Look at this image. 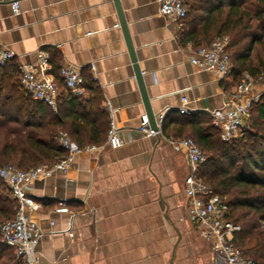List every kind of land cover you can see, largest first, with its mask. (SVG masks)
Returning a JSON list of instances; mask_svg holds the SVG:
<instances>
[{"label":"crops","instance_id":"crops-1","mask_svg":"<svg viewBox=\"0 0 264 264\" xmlns=\"http://www.w3.org/2000/svg\"><path fill=\"white\" fill-rule=\"evenodd\" d=\"M120 3L156 120L176 115L166 127L171 138L140 131L146 109L114 0H0V50L16 55L8 64H36L46 52L45 73L55 79L61 67L79 71L94 82L123 141L119 149L109 147L107 136L85 145L96 149L83 150L66 174L34 183L30 194L40 208L33 220L42 231L36 250L42 264H214L190 220L187 156L168 140L189 138L177 132L183 97L186 115L212 121L210 112L230 97L234 79L219 81L191 64L193 44L160 15L157 0ZM60 84L59 97L68 92Z\"/></svg>","mask_w":264,"mask_h":264},{"label":"trees","instance_id":"trees-1","mask_svg":"<svg viewBox=\"0 0 264 264\" xmlns=\"http://www.w3.org/2000/svg\"><path fill=\"white\" fill-rule=\"evenodd\" d=\"M185 5L188 14L182 22L183 43L197 48L218 36H228L234 86L246 73L264 76V0H185ZM58 72L56 81L62 84ZM85 88L88 99L63 93L54 113L26 93L17 66L1 68L0 168L13 165L28 171L55 163L65 155L57 141L60 132L67 133L81 148L104 141L110 125L101 94L92 80ZM175 118L169 114L163 120L162 132L168 138L171 135L166 127ZM177 124L180 137L194 139L208 158L199 175L227 202L229 219L241 227L236 245L245 257L264 264V96L252 107L249 130L229 143L221 140L206 116L182 115ZM16 207L0 179V223L14 219ZM0 264H23L1 239Z\"/></svg>","mask_w":264,"mask_h":264},{"label":"built area","instance_id":"built-area-1","mask_svg":"<svg viewBox=\"0 0 264 264\" xmlns=\"http://www.w3.org/2000/svg\"><path fill=\"white\" fill-rule=\"evenodd\" d=\"M157 1L160 15L180 31L182 22L188 14L185 0ZM11 8L13 15H19L18 1H14ZM229 45L228 36H218L207 46L192 47L190 62L198 70L215 75L219 81H233L232 54L229 51ZM15 58L16 55L12 51L0 50V69ZM50 59L48 53L40 52L36 64L19 66V81L34 101L56 110L60 88L56 79L45 73ZM59 78L72 95L76 97L84 95L85 80L79 71L71 67H61ZM258 86L260 89L257 91ZM263 96L264 76L254 77L246 73L240 83L234 86L230 97L223 102L222 107L210 112L212 125L218 130L222 141L229 143L241 138L249 130L252 107ZM182 101L183 105L179 113L186 115L188 100L183 97ZM164 118V114L159 115L158 130L155 131L149 127L148 119L144 117L140 127L141 133L147 138L162 137ZM57 141L65 155L53 164L40 165L28 171L13 165L0 168V179L7 185L10 198L17 206L14 219L0 223V239L2 243L14 250L16 257L23 264H42V257L36 250L42 231L33 220V214L39 210L40 205L30 194L34 183L54 174H66L83 150L96 149V147L81 148L65 132L58 134ZM107 141L111 149H119L123 146L113 121L109 126ZM168 141L174 149L183 151L187 156L190 173L185 180V194L189 201V216L199 236L209 244L214 264H256L245 257L236 245V237L241 232V227L229 219L227 202L200 178L199 169L206 163L207 156L192 138ZM57 212H68V209L60 208Z\"/></svg>","mask_w":264,"mask_h":264},{"label":"water","instance_id":"water-1","mask_svg":"<svg viewBox=\"0 0 264 264\" xmlns=\"http://www.w3.org/2000/svg\"><path fill=\"white\" fill-rule=\"evenodd\" d=\"M115 5H116V9H117V13H118V17H119V22H120V26L121 29L124 33V37L127 43V47H128V51L132 60V63L134 65V71H135V76H136V80L138 82V85L140 87L141 93H142V98H143V102H144V106L146 109V115H147V119L149 122V127L152 130L157 131L158 130V125H157V120H156V116L154 115L152 108H151V104H150V99L148 97V94L146 92V88L144 85V78H143V74L142 71L140 70V67L138 66V61H137V57L135 54V49L132 43V39L128 30V25L126 22V19L124 17V12L120 3V0H114Z\"/></svg>","mask_w":264,"mask_h":264},{"label":"rangeland","instance_id":"rangeland-1","mask_svg":"<svg viewBox=\"0 0 264 264\" xmlns=\"http://www.w3.org/2000/svg\"><path fill=\"white\" fill-rule=\"evenodd\" d=\"M262 52H263V51H262V48H260V49H259V53H261V55H263ZM7 194H8V192H7Z\"/></svg>","mask_w":264,"mask_h":264}]
</instances>
